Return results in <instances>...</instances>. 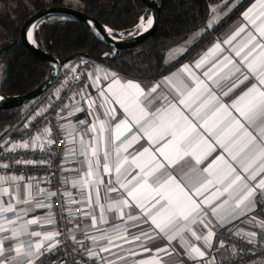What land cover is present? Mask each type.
Here are the masks:
<instances>
[{
  "label": "snow or ice",
  "instance_id": "snow-or-ice-1",
  "mask_svg": "<svg viewBox=\"0 0 264 264\" xmlns=\"http://www.w3.org/2000/svg\"><path fill=\"white\" fill-rule=\"evenodd\" d=\"M234 6L222 0L221 7L214 6L211 12L222 19ZM241 17L243 22L229 36L217 38L201 58L148 87L115 73L100 75L102 69L86 60L54 65V74L66 70L58 92L80 84L81 77L90 81L69 96V101H79V107L65 103L56 117L65 121L60 127L68 154L83 158L79 178H65L83 194L82 199L39 187L43 177L9 175L6 170L11 165L0 163L5 170L0 175V264H39L41 257L62 247L60 232L41 231L55 218L31 215L37 209L54 210L47 200L57 195L91 209L81 217L89 218L90 225L79 238L72 236L74 255L83 254L87 264H167V257L176 251L173 242L182 246L191 264H214L211 250L226 245L215 243L213 222L226 213L224 223L217 226L246 218L259 230L241 229L235 236L247 237L245 242L252 246L247 252L238 250V255L258 257L252 264H264V220L257 223L252 215L258 206L264 207V0H253ZM221 19L206 21L208 27L197 40ZM155 22L148 13L140 15L128 35L148 33ZM85 23L95 35L123 39L124 33L114 28L105 27L102 34L93 20ZM46 24L35 18L24 39L39 47ZM57 78L53 75L52 80ZM80 112L88 119H71ZM122 133L127 135L122 138ZM51 136L46 126L31 141L20 142L19 148L43 150L45 141L54 145ZM141 140L144 144L134 148ZM6 145L9 150L15 147L12 141ZM183 162L191 166L184 170ZM16 163L35 166L43 161ZM157 237L165 245L150 247L149 241Z\"/></svg>",
  "mask_w": 264,
  "mask_h": 264
},
{
  "label": "trees",
  "instance_id": "trees-1",
  "mask_svg": "<svg viewBox=\"0 0 264 264\" xmlns=\"http://www.w3.org/2000/svg\"><path fill=\"white\" fill-rule=\"evenodd\" d=\"M83 9L108 28L128 35L134 30L137 18L147 11L140 0H80ZM212 0H159L163 2L158 32L146 43L132 49L121 50L113 58L102 57L112 49L82 22L69 18L55 21L44 19L39 47L65 63H77L83 59H95L118 75L149 83L164 77L180 67L203 43L211 42V34L237 19L253 0H241L229 15L223 16L218 26L194 41L188 51L172 61H166L167 51L183 44L194 33L205 31L211 21ZM67 0H22L15 11L22 12L12 33L0 36V59L3 63L0 92L15 96L37 88L51 74L52 68L31 56L19 40L20 28L34 12L47 6H67ZM230 4L232 0L228 1ZM227 12V8L224 9ZM10 26L6 25V29ZM62 70L55 87L64 76ZM50 90L27 105L0 110V144L18 136L25 119L34 114L49 95ZM5 143V142H4ZM2 146V145H1Z\"/></svg>",
  "mask_w": 264,
  "mask_h": 264
},
{
  "label": "built area",
  "instance_id": "built-area-1",
  "mask_svg": "<svg viewBox=\"0 0 264 264\" xmlns=\"http://www.w3.org/2000/svg\"><path fill=\"white\" fill-rule=\"evenodd\" d=\"M103 56H105V54ZM83 60L90 61L91 65L96 68L101 67L99 62L95 59ZM88 70V67L84 68V71ZM80 80V84L66 86L68 90L64 92H58L60 85L52 87L49 95L41 104L40 110L37 111L34 118L30 119L31 124L28 122V127L25 128L23 131L24 133L13 139L7 140L14 142L15 147L9 150L6 141L2 144V150H0V163H9L11 165V167L6 170L7 174L21 175L24 177H43L45 178L44 184H47L50 191L58 194L70 192L76 200L77 197H79V191L72 188L70 183L65 182V178H68L65 176V171L68 167L77 162V158L68 154L69 145L66 139V134L60 127L62 120L58 121L56 117L58 110L65 103L70 104L69 96L71 93L78 91L80 87H84L87 84V79L81 77ZM38 113H43V115H38ZM46 126L51 128V138L55 141L53 146L49 147L48 145H45L43 150H40L39 147L35 150H32L31 147L27 150L19 148L20 142L31 141L34 136L42 134ZM66 154H68L67 158H65ZM16 161H43V164H36L33 166L32 164H17ZM4 172L5 170L0 169V175L4 174ZM49 180L50 183L47 182ZM47 202L55 206L54 210H44L41 215L55 218L54 222L51 223L53 229L50 232L58 231L61 233V236L58 239L60 240V244L67 250L66 255L60 259H64L66 264H87L83 254L74 255L75 246L72 240V227L75 222L74 220L80 219L79 217L82 215V210L76 205V203H69L67 199L61 195L49 198ZM77 227L83 232L85 229L84 222L79 221ZM237 230H240V228L232 229L231 231L224 230L219 233L220 241H224L226 246H231L234 249L235 254L231 259L228 258L222 262H217L215 260L214 264H252V262L258 258L242 254L238 255V250L247 252L252 246L245 242V237L238 239L235 236ZM89 246H91L90 242ZM255 250L259 252L260 247H256ZM60 259H58L57 262Z\"/></svg>",
  "mask_w": 264,
  "mask_h": 264
},
{
  "label": "crops",
  "instance_id": "crops-1",
  "mask_svg": "<svg viewBox=\"0 0 264 264\" xmlns=\"http://www.w3.org/2000/svg\"><path fill=\"white\" fill-rule=\"evenodd\" d=\"M5 1H7V0H5ZM219 19H221V18L219 17ZM242 22H243L242 21V17L240 15L237 19H235L229 25H227L224 28H222V29L216 31L215 33L211 34V39H212L211 42L203 43L198 49H196V51H194L191 54V56L186 61H184L180 65V67H178L175 70L169 72L165 76H168L171 73L177 72L178 69H180L182 65H184V64H191L192 62H194L197 59L201 58L202 55L206 52V50L209 49L214 44V42H216L217 38L223 39V38L229 36L236 29V27H238L239 24L242 23ZM202 32H204V31H202ZM202 32L197 33V36H199V34L202 33ZM187 48L189 49V46ZM186 52H184V54ZM172 60H175V57H169L168 58V55L166 56V61L169 62V61H172ZM72 64H76V63H72ZM99 64H100V62H99ZM100 66H101L100 69H102V71L99 73L100 75H103V72H108L109 75H111L112 73H115L112 70H110L109 68L105 67L103 64H100ZM115 74H117V73H115ZM118 76L121 79H125V80L126 79H131V78H127V77H124V76H121V75H118ZM65 78L66 77H65V74H64V76L62 77L61 81L57 85L58 86L61 85V83L65 80ZM131 80L138 81V80H135V79H131ZM158 80L151 81L149 83H145V82H141V81H138V82H140L143 86L148 87V86L152 85L153 83L157 82ZM89 83H90V81L87 80V84L86 85H88ZM88 90L90 92L93 91L91 88H89ZM94 94L95 93L93 92V95ZM43 101H42V103H43ZM69 106L71 108L75 109V108L79 107V101L78 100H72V101H70ZM38 110H40V108ZM37 111L34 114H32L31 116H29L28 121H30V119H32V118L35 117V114L37 113ZM71 119H73V120H81V119H88V117H86L83 112H80L77 116H75V117H73ZM64 123H65V121L62 120V124H64ZM25 127H26V124H23L22 127H20V131H19L20 134L18 136H20V135H22L24 133L23 131L25 130ZM126 135H127V133H122L121 134V137L123 138ZM6 141H7V139L4 142H6ZM4 142L0 144V149L2 147L1 145L4 144ZM143 144H144V141L141 140L139 144L134 145V148H139ZM45 145H47V142L46 141H45ZM129 150L131 151L133 149H129ZM69 155H71V154H69ZM71 156H73V155H71ZM74 157L77 158V162H75L74 164H72L65 171V176L68 177L69 180H76V179H78L79 178V175L81 174L80 172H78V169H81L83 167V165H82V159L83 158L80 157V156H78V155H76ZM190 166H191V163L190 162H183L182 163V167H183L184 170H187ZM104 175H105V177L107 176V174H104ZM25 178H27V177H25ZM36 187H37V182L36 181H33V189H32L33 192H35ZM39 187H44V188H47L48 189L47 184H44V183L43 184H39ZM82 195L83 194L79 191V197H77V200L78 201H80L82 199ZM112 195H115V194H112ZM76 205L79 206L80 209L82 210L81 217H84V214H85L86 211H90L91 210V209H86V207L82 203H76ZM98 211L99 210L97 209V213H98ZM42 212H44V210L37 209L33 213H31V215L44 217V216L41 215ZM227 215L228 214L226 213V214H224V216H222L221 218H219L217 221H214L213 222V224H214V230L216 232V235H215V243L217 245L219 244V241H220L219 233L221 231H224V230H232V229H236V228H240V230L242 229L245 232L252 231V230L259 231L258 229H254L253 226H252V224L249 223L246 218H242L241 220H234L232 222V224H228L226 227L217 226L219 224H223L224 223V221L227 218ZM252 215H254L255 217L258 218L257 223L259 222V220H264V207L258 206L257 207V210ZM81 217H79L80 218L79 220L78 219L74 220L75 222H74L73 227H72L73 235L77 236L78 238L81 236L82 231H80L78 229L77 223L79 221H82V222H84L85 227L88 226V225H90V219L89 218H83L82 219ZM98 226H99V224H98ZM33 227L35 228L36 226H33ZM144 228L147 230V226L146 225L144 226ZM52 229H53V225L51 223H46L45 226L41 229V231H42V233L47 234ZM133 231H136V229H133ZM198 231H205V230L198 228ZM89 232H90V234H96L95 233V229H89ZM245 238L247 239V237H245ZM165 243L166 242H165L164 239L157 237V238L152 239L151 241H149V246L152 247V248H156V247L164 246ZM257 247H259V245H257ZM172 248H175L176 251L173 254H171V255H169L167 257V264H191V262L185 256L184 250H183L182 246L178 242H173ZM172 248L169 249L170 252L172 251ZM66 252H67L66 248L64 246H62V247H60L59 249L56 250L55 254H53L51 256L45 255V256L41 257L40 258V261H39V264H56V262H57L58 259H60V258H62V257H64L66 255ZM234 254H235V251H234V249L231 246H225V247H218L217 246L213 250H211V255L213 257H215V260L217 262L225 261L226 259L234 256ZM145 255H148V254H145Z\"/></svg>",
  "mask_w": 264,
  "mask_h": 264
},
{
  "label": "water",
  "instance_id": "water-1",
  "mask_svg": "<svg viewBox=\"0 0 264 264\" xmlns=\"http://www.w3.org/2000/svg\"><path fill=\"white\" fill-rule=\"evenodd\" d=\"M140 1L145 6L147 11L150 13V15L155 17L156 22L153 28L148 33H144L143 35L129 36L124 34L123 39L115 40V41L110 38V34H103V29L106 26L85 10L75 9L68 6L54 5V6H47L41 8L38 11L34 12L31 16H29L26 19V21L21 26L19 33V40L21 45L31 56L42 62L47 63L52 68V72L50 76L42 84H40L34 90L27 92L25 94L8 96L0 92V96L4 97V99L0 100V110L13 109L27 105L30 101L39 98L40 96L48 92L54 86V84L57 83V81L60 78L62 70L59 73L54 74L53 67L55 64H65V62H61L50 53L41 49L40 47L32 46L24 39L25 29L27 28L29 23H31L35 18L40 17L42 18V20H44L50 16H65L78 20L84 23L85 25H86L85 22L87 20L89 19L93 20L97 26V29L103 34L97 36L112 49L111 52L113 53V55L108 57L113 58L118 51L132 49L151 40L159 30L163 2L160 3L159 0H140ZM103 55L102 57H105ZM53 75H56L58 78L52 80Z\"/></svg>",
  "mask_w": 264,
  "mask_h": 264
},
{
  "label": "rangeland",
  "instance_id": "rangeland-1",
  "mask_svg": "<svg viewBox=\"0 0 264 264\" xmlns=\"http://www.w3.org/2000/svg\"><path fill=\"white\" fill-rule=\"evenodd\" d=\"M21 1L22 0H10V1L9 0H7V1L0 0V36L13 32L14 25L19 19L18 16H20V14L22 13L19 11H15V7H17ZM40 1L43 2L44 0H40ZM228 1H230V0H228ZM240 1L241 0H232L231 4L234 3V5L236 6ZM66 5L68 7L75 8V9H81V10L83 9V3L80 0H67ZM221 5H222V0H212L211 1V7L212 8L214 6L215 7H221ZM214 19H219V16H213V13H212L211 20H214ZM6 25H9L10 27L8 29H6ZM197 37H198L197 33L191 34L183 44L169 49L167 51L166 56L168 55V58L169 57H176V55L179 52L183 51L185 48L190 46L194 41H196ZM0 46H1V40H0ZM3 66L4 65L0 59V83L2 80ZM28 118L29 117H27L25 119V122L23 124H26V125L28 124V122H29ZM19 131H20V129H19Z\"/></svg>",
  "mask_w": 264,
  "mask_h": 264
}]
</instances>
